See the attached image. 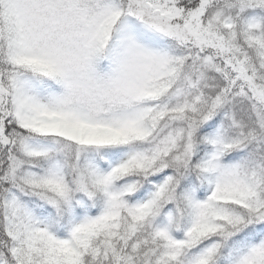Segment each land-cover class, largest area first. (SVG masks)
I'll return each instance as SVG.
<instances>
[{
	"label": "snow or ice",
	"instance_id": "obj_1",
	"mask_svg": "<svg viewBox=\"0 0 264 264\" xmlns=\"http://www.w3.org/2000/svg\"><path fill=\"white\" fill-rule=\"evenodd\" d=\"M0 264H264V0H0Z\"/></svg>",
	"mask_w": 264,
	"mask_h": 264
}]
</instances>
